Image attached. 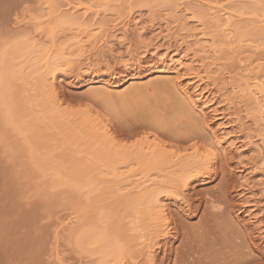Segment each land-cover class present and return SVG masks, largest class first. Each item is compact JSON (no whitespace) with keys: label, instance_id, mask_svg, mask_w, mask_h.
Listing matches in <instances>:
<instances>
[{"label":"rangeland","instance_id":"1","mask_svg":"<svg viewBox=\"0 0 264 264\" xmlns=\"http://www.w3.org/2000/svg\"><path fill=\"white\" fill-rule=\"evenodd\" d=\"M87 1L88 0H0V50L4 49L6 50V53L8 52L7 56H4V58L6 59L4 60L3 58L2 60L4 63H7H1V66H5V68L3 67L4 70L7 71L8 69H10V66L14 59L12 55L16 51L18 52L20 48L32 49L35 52L38 51L37 53L42 52L45 56L47 54L46 59L47 57H50L47 60L45 59V61L43 60L45 63L46 61L49 62L54 60V58L58 56V51H60L61 49L60 52H63L65 50V47L68 44H71L72 41L73 43L76 42L75 44L77 46L76 48H74V52L75 50L77 51V49L81 50L77 51L78 53L76 52L79 55L74 54L75 56L72 55L71 58H66L64 56V59H67V61H69L67 63L69 66H63L64 68L61 67L60 69L58 68L54 73L58 75L56 91H58L57 93H59V95L57 94L58 98L60 99V101H62H59V105L61 104L60 107H63L60 108V112L58 114L59 116H57V114H54L50 110V108L48 109L46 107H49V103L51 101V99L47 97L49 96V94L45 93L46 90L48 92V88H45L47 84H49V81H44V85L41 84V79L43 77L47 78L49 77V75H47L48 73L46 68L42 67L45 66L44 63H40L41 65L39 64L43 70L37 67L38 62H42L39 59L40 56L39 58H37L38 56L33 58L29 62L28 67H26L25 69L27 71H24L23 78H21V80L17 79V81L16 79H13L9 82L10 84L5 87V94L7 95V97L9 96L8 100L10 97H12L13 100L16 99V105L18 104L17 100H19V102L26 108L23 109L22 105L17 106L22 108L24 112L19 115L18 118H16L18 119V122L16 121L17 124L15 126L18 129L17 130L15 128L16 131L12 130V128L7 125L5 126L2 119L0 118V264H56L57 261L52 262L54 254V259H60L63 264H96L95 261H97V256L88 258L89 253L87 254V256L86 252H81L79 248L75 246L76 244L74 241L77 237V234L78 236L85 235L87 230L91 229L94 224L95 225L92 230H94L96 225H98L96 227L97 229L100 226L103 228L98 229H102L101 235L103 233L107 234H103L105 239L102 238V242H105V244L102 243L104 247H115L114 244V246L110 245L112 243V240L115 241V244L120 243V245L123 246V243L121 244V242L113 239L114 235H110V233L112 234V231L110 232V228L108 230L107 227L109 226V223L111 226L112 223L119 218V222L122 220L120 222L121 226L124 221L123 227H126V230H128V228L130 229L129 225L127 224H130V226L133 225V212L131 211V207L124 202L123 204L120 203L121 205L118 204L119 206L117 205V203L116 205H114L115 203L113 202V205H111V203L108 202H110V196L116 192L117 187L120 188L124 193H127L130 188L129 184L127 183L134 182L139 179L143 180V178L145 179L146 177L154 179L157 178L156 176H154L156 171L153 168H150L149 166H142L141 164L138 165V163L136 164L134 162L133 159L137 157V155L135 154L136 152H133V156L131 155L132 152L130 151H134V149L137 147V144H139V142H142L144 139H147L149 142L152 141L151 139H156V141L161 140L160 144L164 145L167 150L169 149L168 151H170L171 153H176L175 159L184 156V153L189 154L190 150L188 148L192 150L191 147L195 149L200 148V152H203L207 149L211 153L210 165L212 164L211 166L213 167L211 168L212 170L214 169V173H212V171L211 175L207 176V178L199 175L200 177H196V179L192 180L190 188L187 192H185L187 200L190 204L189 211H186L184 205L180 204V208L183 210L185 209L184 211H182L177 207L179 206V204H172L173 199H166L165 197L159 199L161 203L164 202L168 204L167 206L169 208H171L170 211L176 222V224H173L172 227H174L173 229H176L177 232L173 231L172 229L174 234L171 233L170 236L159 238V248L155 251L156 253H154L155 264H261L262 259H264V231L259 234L255 230L254 225H252V223L247 219V211L249 208L248 205H255V212H259L257 216L261 218V224L264 225V176H258L260 173H262V171L260 172V170H258L259 167L257 168V166H261L264 170V166L261 164L260 156H258L256 152L252 153L245 151L244 157L238 159V156L234 152L230 153L226 150L227 142H220L219 144H216L218 141L216 139L218 133L215 131L216 129H218V127L217 125H215V120L207 121V116H205V123L208 125L206 128L203 127L202 122H200L199 120H195V122L192 121V118L186 113V111L181 109L180 105L172 100L170 90L161 86L162 83H168L170 87H172V85H180L179 87L188 85L189 83H187V80L185 78L181 77V80L177 79L180 77L179 74H181V72L183 73V71L177 73L174 70H171V67H169V65L156 64L148 53L141 58L138 53L140 50H135V55H133L135 59L133 58L132 62H128L131 63L128 64L129 67L122 66V64L120 65V63L118 64L116 60H112V62H109L108 65H106L103 60H96L90 65V69H88L89 71L87 70L86 72L85 70H78L79 66H81L80 61L84 59V57L88 54V51L94 45V42H92V35L96 31L90 28L89 25L85 22L87 21L89 23L91 15L86 14L84 16L85 21L82 18L83 21H80L81 23L79 24L76 22L73 23V21L70 22L69 19L71 18L63 19L60 13L62 14V16L64 15V13H66V10H68L69 13L76 12L75 15L81 13L83 7H87L90 5V2L87 3ZM139 3L142 4L143 1L142 3L141 1L138 2V4ZM67 4L69 5L67 6ZM134 4L136 6H132L135 9L133 10L132 8L134 14H139L142 18L149 17V11L152 12V9H154L150 8L152 7V4L150 3H148L147 5V3L144 2L139 6H137V2ZM70 6H76V8L74 10H70ZM116 7L117 6H113L114 10H110L111 7L107 8L106 12L101 14L100 18H98L99 21H97L112 22L114 20L115 23L116 20L118 22L124 21L122 19L126 18V11H123L122 9H120L122 11H118V8L116 10L119 12V14L117 15L118 12L116 14L114 13L116 12ZM147 7H149L151 10ZM256 14H258V12ZM75 15L72 17H77V15ZM87 15L89 17H87ZM150 16L155 19V22H160L162 20L160 13H158L157 11L152 12ZM82 23H85V25ZM88 27L90 29H88ZM252 32L255 33L254 30H244L240 34H238V37L241 40L243 39V43L245 41H255V45L258 46L257 55H262L264 54V41L262 38L263 36L261 34L254 35ZM147 34L148 35L146 36V38H150V34ZM132 36L133 35L130 34L128 35L129 38H131ZM39 48L41 51L39 50ZM173 48L174 44L172 43L169 50H172ZM177 49L178 48L176 47V50ZM116 50H121V52H124L123 48H117ZM47 51L49 54L47 53ZM10 57H12L13 59H11ZM237 62H239L238 59H234L230 63H228L227 67L225 68L226 72L230 70L228 71L230 72V76L225 73V71L221 72L223 76L220 75V72L216 75H219L218 77L220 78L222 77L221 80L223 82L230 81L229 78L226 77H233L234 72H237V70L235 71V67L238 65ZM30 64H32L33 66ZM106 66H109V68H107ZM36 68L38 69V71H36ZM231 69L234 71H232ZM157 71H159V73ZM96 78L103 79L105 84H109L104 86L110 87V85H112L115 86L114 90L116 92H122L124 96L121 94L116 96L119 97L121 95L119 99L117 98L118 103L115 96L113 97L115 100L113 99L112 101L110 100L112 98H108V101L106 100V97L105 99L101 96L102 94L98 93V91L101 90V88L98 86H104H102L101 84L92 85V80ZM38 79L40 80V82ZM140 82L141 84L145 83V89L143 91H139V93L133 92L135 95L133 93V95H131L130 89L132 87L140 85ZM130 86L131 88H129ZM212 86L210 83L202 84L204 90L209 92L210 96L212 95L211 97H213L212 100L217 103L215 104L214 108L217 109L216 113H218L217 115L221 119H219L220 122L225 123V125L227 124V130H230L231 133L229 132V134H232L230 136H233L232 139H235L236 143L248 144L249 142L250 144L247 145L248 148L250 146V148H252L253 146L255 147V145L259 143V139L256 138L257 136H255V128L253 129L254 126L251 122V119L248 118L249 116L246 117L247 115H244L246 113L242 108H235V106L238 105H234V107H228V105L225 106V103L221 100L222 98H218L219 92L217 91V88ZM206 87L209 88L207 89ZM36 89L38 90L35 91ZM40 90H42L41 93L44 92V95L40 94ZM190 90L191 89H189V92ZM34 91L39 95L35 94ZM93 91H97V96L95 95L96 97L93 95ZM225 93H227L226 95L229 94V92L227 91ZM45 94H47V96ZM40 95H43L42 98L44 99L45 104L48 103L49 100L48 105H43V99L39 100V97H41ZM34 96L35 99L38 98V100H34ZM132 96L138 98L133 97L132 99ZM13 97H15V99ZM31 97L32 100L29 99ZM121 98H123V100L125 99L126 103H122V101L120 102L119 100ZM12 99L10 98L9 101L11 102ZM45 99L48 100L46 101ZM219 99L224 105L220 101H218ZM105 100L108 101L107 104ZM137 100L141 101V106H144V109L139 106L140 103ZM35 101H39L38 106L41 105V101L43 102L42 109L44 108V110L42 111H45L46 109L48 110V114L47 112H44L47 115L43 113L46 118L42 115V111H40L41 108L35 106L37 104ZM11 103L14 104L13 101ZM120 103L121 105L124 104L123 107H126L128 110L121 107V105L119 107ZM216 105H219L220 107ZM27 108L28 110H26ZM122 109H124L125 111ZM139 109L141 110V113ZM142 109L145 111H142ZM180 110L183 111L181 112ZM28 111L29 113L31 112V117H39L38 120L37 118L32 120L34 121L33 123L35 126H33V123H31L32 121ZM26 112L27 114H29V118L27 117V114H25ZM179 112L181 113V115ZM235 112L237 114H235ZM49 114L52 115V118L50 117V119L54 121L48 118ZM182 114L184 115V117ZM219 114H221L222 116ZM25 115L26 117H24ZM22 116L25 118L24 120ZM140 116L142 118H139ZM152 116L155 119L157 117L156 122H158V124L155 122V119H151ZM40 117L42 118L40 119ZM185 117L186 119H188L187 117H190L191 119H188V121L185 119ZM235 117L238 119H236ZM21 118L22 123L20 120ZM61 118L62 120L64 119V121H66H60ZM147 118L153 120L154 123H152L153 121L147 122ZM235 119L236 121H234ZM41 120L43 123L39 124ZM143 120L145 121V124ZM36 121H39V123L37 122V124ZM232 121H234L235 123H233ZM197 122H200L201 126L199 125V127H197L196 125L199 124ZM70 123L72 125H70ZM151 123L153 124L152 126L150 125ZM18 124L20 127H17ZM57 124L59 125V127H57ZM187 124L189 125L187 126ZM37 126H41L43 128L41 129V131H38L40 129V127H38V129L34 132V135L32 133V129L37 128ZM63 126H66L67 128H63ZM102 126L106 127L107 131H109V134L111 135L109 136L108 142H103L104 145L106 144L105 146L101 145L102 142L98 143V141L94 140V137L98 136V133H100L99 127ZM201 127L203 130L200 129ZM20 128L22 131L19 130ZM65 128L67 131H65ZM71 128H74V131ZM81 129H83L84 131L82 130L80 132ZM111 129L112 131H110ZM85 130H87V133L90 131V133H88V137ZM233 131H235V135ZM39 132H41V134ZM47 132L48 135H46ZM60 132H62L63 136L60 135ZM186 132L189 133L187 134ZM36 133H38L39 135H37ZM24 134H27V137ZM35 136L39 139L34 138L36 140H32V137ZM42 136L43 141H38L42 139ZM91 140H94L93 144L95 142L97 146H93L92 142H90ZM33 141H35V144L37 143V141L38 144L40 142H46L44 145H41L42 143L39 144V146L41 145L39 147L38 145H34ZM210 143L213 144L215 149H211L212 146H210ZM102 146L104 147V151H102ZM98 149L100 152L98 151ZM108 149L110 152L108 151ZM116 149L118 152L116 151ZM186 149L189 152H183ZM75 153L77 154V156L75 155ZM116 156L118 159L116 158L115 160ZM128 156L132 157L129 158ZM71 158L73 160H70ZM126 159L127 162L125 161ZM131 159L136 165L132 163ZM66 160L70 163L66 162ZM71 161H73V163ZM87 162L89 163V165ZM129 162H131L135 167L131 163L127 165V163ZM252 162L256 163V165H254L257 170L252 169ZM90 163H92V166L94 167H92ZM69 164H71L70 167ZM68 167L70 169L69 171L73 173L67 171ZM89 170L91 172L90 174ZM76 172H78L79 174H77ZM141 172L142 175L140 174ZM70 173L72 178L74 176H78L82 178L81 180L85 179L86 181L84 180V183L86 184L84 185V187L81 186L80 188V186H77V189L76 185H79L77 183L78 180L75 182V177V179H71L70 176H68ZM86 173L88 174L87 176L85 175ZM131 173L132 175H130ZM257 173L258 175H256ZM161 174H164V172H162ZM133 175H135L136 177H132ZM241 175H246V177L248 178L250 177V181L252 182V184L248 183V186L246 188L249 187V189H245L244 192H242L244 185H242L243 182H241L240 180ZM95 177L97 181L95 180ZM130 178L132 179L130 180ZM69 179L72 181L74 180L72 184L71 182L69 184ZM262 181L263 183L261 184L263 185L261 186L260 182ZM116 182H118V184ZM123 187L125 188L124 190ZM114 189L115 191L113 192ZM103 190H105V192ZM120 192H118V194H124ZM103 194L105 197L103 196ZM101 199H104V202H102L103 200L101 201ZM215 199L217 200L215 201ZM77 201L79 202L77 203ZM245 201H249V203L247 204L245 203ZM107 203L112 207L116 206L117 209H119L115 210L117 216H115L116 214L114 213V209L116 207L112 209L109 208L108 211L104 209L108 205ZM75 204H79V206ZM98 204H103L105 207L101 205L100 208ZM210 204L214 206L210 208ZM92 205L94 208L92 207ZM126 206L128 207L126 208ZM121 208L123 212H119ZM110 209L111 211H113L110 215H108L110 213ZM117 211L119 212V215ZM130 211L132 214H130L131 216L128 215ZM112 214H115V220L113 218L114 216H111ZM125 215H128L126 217V221L124 219ZM110 219H112L113 221ZM127 220H129L128 223H126ZM130 220H132L131 222L133 223H131ZM205 222L207 223L205 224ZM88 226H90V228H88ZM207 227L210 229H208ZM220 230L222 232H220ZM129 233L132 232L128 231L127 233L126 231V234L133 235V233ZM175 234L179 235H176L177 239L175 238ZM54 248L56 249L55 253L53 254ZM124 248L127 253H125L126 255H123L124 258L122 257L120 264H132L133 262V264L138 262L139 264H141L142 258L140 257L139 251L137 253L139 254L138 256L136 254L137 250H131L125 245ZM58 250L61 253H59ZM91 250L94 251L95 248H91L88 252H92ZM131 251L135 252H132L135 255H133ZM130 255L132 256L131 259L128 258V256ZM132 258H134L136 262Z\"/></svg>","mask_w":264,"mask_h":264},{"label":"bare ground","instance_id":"2","mask_svg":"<svg viewBox=\"0 0 264 264\" xmlns=\"http://www.w3.org/2000/svg\"><path fill=\"white\" fill-rule=\"evenodd\" d=\"M140 1H141V3H142V1H143V3L146 2L147 5H148V3L152 4V7H150V8H154V9H152L153 10L152 12L157 11L158 13H160L162 20L160 22L159 21L155 22V19L152 16H150V14H152V12L149 10L148 11L150 12V14H149V17H147V18H142L139 14H134L133 10H135L134 7H136L134 3L137 2V4H138V2H140ZM89 2H90V5L87 7H83V9L81 10L82 12L76 14L77 17H72L75 15L76 12L75 13H73V12L69 13L68 10H66V13L67 12L68 13L67 14L64 13L63 16L60 13V15L63 19L71 18V19H69L70 22L73 21V23L76 22L79 24L81 23L80 21H83V19L85 18L84 16L86 14L91 15V19L89 21L90 24L87 21H85V19H84V21L89 25L90 28H92L96 31L92 35V40H93L92 42H94V45L93 46L91 45L92 48L88 51V54L84 57V59L82 61H80L81 66H79L78 70H85L87 72V70L90 69V65L96 60H101V61L103 60V62L106 65H108L109 62H112V60H114V61L116 60L118 64L120 63V65L122 64V66H128V64H131L128 62L133 61V58H134L133 55H135L134 51L140 50L138 53L141 56V58L145 54L147 55V53H148L149 56L154 60V62L156 64L169 65V67H171V70H174L177 73H180L181 71H183V73L181 72V74H179L180 77L177 78V76H178V74H177L176 78L180 79V80H181V77L185 78L187 80V83H189L188 85H184L182 87H179L180 85L179 86L178 85L177 86L172 85V87H170L168 83H162V85H161L162 87L170 90V95H171L172 100L175 103L179 104L181 109L186 111V113L192 118V121L195 122V120H199L200 122H202L204 128H206L208 126L205 123V121H206L205 116H207V121L215 120V122H216L215 125H217V127H218V129H216V131H215L218 133L217 138L215 137L218 140L217 143L215 142L216 144H219L220 142H227L226 150L230 153L234 152L238 156V159L241 157H244L245 151L252 152V153L256 152V154H258V156H260L261 164L264 166V56H263L264 54L257 55L258 54V52H257L258 46L255 45V43H254L255 41L254 42H252V41L246 42L245 41L243 43V41H242L243 39L241 40L238 37V34H240L244 30H254L255 33H253V32L252 33L254 35L261 34L263 36V37L262 36L261 37L263 38V41H264V0H213V1H210V0H88L87 3H89ZM142 4L139 3L137 6L142 5ZM68 5L69 4H67V6ZM73 5H76V4H73ZM84 5H86V4H84ZM133 5H134V7H132ZM82 6H83V4H82ZM113 6L114 7L117 6L115 8V11H116V12H114L115 14L120 9H122L123 11L124 10L126 11V14L124 12L126 18L122 19L124 21L118 22L116 20V23L114 20L112 22H105V21L104 22H98L99 21L98 18H100L101 14L106 12L107 8L111 7L110 10L111 9L114 10ZM149 6H151V5H149ZM75 8H76V6H74V7L70 6V10H74ZM132 8H133V10H132ZM147 8L150 9L149 7H147ZM116 9H118V11ZM110 10H108V11H110ZM122 10H120V11H122ZM62 12H65V11H62ZM77 12H78V10H77ZM257 12H258V14H256ZM118 14H119V12L117 13V15ZM122 14H123V12H122ZM158 16H156V17H158ZM87 17H89V16L87 15ZM63 21H66V20H63ZM82 24L85 25V23H82ZM84 25H83V27H84ZM89 27H88V29H90ZM92 32H93V30H92ZM147 33L150 34V38H148V37L146 38V36L148 35ZM129 34L133 35V36L131 38H129L128 37ZM75 43H73V41H72L71 44H68L65 47V50L63 52H60L61 49H60V51H58V53L56 51L58 56L56 58H54V60H52V61H49V62L46 61V63L44 61L46 59L47 54L45 56V55H43L42 52L37 53L38 51L35 52L32 49L20 48L18 50V52L16 51L14 53L15 56H14V54L12 55V57H14V59L12 57H10L11 59H13V62L10 66V69H8L7 71L3 69V67L5 68V66L4 65L1 66V63L3 62L2 60H3L4 56L5 55L7 56L8 52L6 53V50H4V49L3 50L1 49L2 51L0 50V118L2 119L5 126L7 125V126L11 127L12 130L16 131L17 128L15 126L18 122L17 121L18 119H16V118H18L19 115H21L24 112L23 109L26 108L23 106V104H21L19 102V100H17L18 104L16 105L15 97H13L15 100H13L12 97H10L12 99L11 102L13 101L14 104L11 103L9 101L10 98L8 100L9 96L7 97V95L5 94V87L7 85H9L10 84L9 82L13 79H16V80L20 79L21 80V78H23L24 71H27L25 69H26V67H28L29 62L37 56H38L37 58H39V56H40L39 59L42 61V62H38L37 67H39L41 69H42V67L46 68L47 73H48L47 75H49V77H47V78L43 77L41 79V81H42L41 84H44L45 82L49 81V84L46 83L47 86L45 88V89L48 88V92L46 90L45 93L49 94V96H47V94H45V95L49 99H51V101L49 103V100L47 99L48 103L50 105H49V107L48 106H46V107L48 109L50 108V110L54 114H57V116H59L58 114L60 112V108H63V107H60L61 104L59 105L60 99L57 96V94L59 95V93H57L58 91H56V84L58 83V81H57L58 75L54 74V73H55L56 69H58V68L60 69L63 66H67V67L69 66L67 64L69 61H67V59H64V56L66 58L67 57L71 58L72 55H74V54L79 55V54H77L78 53L77 51H81V50L77 49V51L75 50V52H74V48L77 47ZM172 43L174 44V48L172 50H169ZM91 44H93V43H91ZM176 47L178 49L179 48L180 49L176 50ZM117 48H123L124 52H121V50L117 51L116 50ZM39 50H40V48H39ZM1 52H3V53H1ZM40 53H42V54H40ZM47 53H48V51H47ZM51 55H53V54H51ZM49 57H47V59ZM137 58H136V61H137ZM5 59L6 58H4V60ZM234 59L235 60L238 59V61H239V62H237L238 65L237 66L235 65L236 69L234 68L235 71L237 70V72H234L233 77H226V78H229L230 81H226V82L224 81L223 82L221 80L222 77L220 78V77H218L219 75H216V74H218L220 72V75H222L221 72L225 71V73H227L230 76V72H228L230 70H228L226 72L225 68L227 67L228 63H230ZM5 63H7V62H5ZM5 63L3 62L2 64H5ZM40 63H44L45 66L40 67V65H41ZM72 64H73V61H72ZM30 65H32V64H30ZM77 67H78V64H77ZM106 67L109 68V66H106ZM169 67H168V69H169ZM62 69H61V71H62ZM165 69H166V67H165ZM36 71H38V69ZM232 71H234V70H232ZM157 72L159 73V71H157ZM164 72H166V71H164ZM36 80H37V78H36ZM133 80H135V79H133ZM224 80H225V78H224ZM226 80H228V79H226ZM39 82H40V80H39ZM141 82L139 83L140 85H138L136 87L131 88V86H130L129 88H131L130 89L131 91L127 88L130 91L131 95L134 94L133 92L139 93V91H143L145 89V83L141 84ZM144 82H146V81H144ZM204 83H208V84L210 83L211 86L213 85L214 87L217 88V91L220 93V94L218 93L219 97L218 96L217 97L222 98L221 100H222V102L225 103V106L228 105V107L229 106L234 107V105H238V106H235V108H238V107H239V109L242 108L243 111L246 113L244 115H247L246 117L249 116L248 118L251 119V122L254 126L253 129L255 128V132H256L255 136H257L256 138L259 139V141H258L259 143L257 145H255V147L253 146L252 148H250L251 147L250 146L248 148L247 145L250 144L249 142H248V144L246 142H245L246 144H244V143L238 144L235 142V139H232L233 136L232 137L230 136L232 134H229L230 130H227L228 129V127L226 126L227 124L225 125V123L220 122L221 119L217 115L218 113H216L217 109H215L214 107H215V104H217V103H215L212 100L213 99V97H211L212 95L210 96L209 92L204 90V88H203L204 86L202 87V84H204ZM98 84H101L102 86H104V85H107L108 83L105 84L103 79H100V78H96V79L92 80V85H98ZM171 84H172V82H171ZM98 87L101 88V90H99L98 93L102 94L101 96L103 98L106 97L107 99L106 98L105 99L108 101L110 98H112L110 100L113 101L114 96L116 97L119 94L123 95L122 92L121 93L116 92L114 90L115 86H112V85H110V87L104 86L106 88L101 87V86H98ZM38 88H39V86H38ZM127 89H126V91H127ZM189 89H191L190 92H189ZM37 90L38 89H36L35 91H37ZM96 90H98V89H96ZM41 91L42 90H40V94L44 95V92L41 93ZM226 91L229 92L228 95H226L227 94V93H225ZM96 92L97 91L92 92V93H94L93 94L94 96L95 95L97 96ZM35 94L39 95L37 92H35ZM127 94H128V92H127ZM43 95H40L41 97H39V100L43 99L42 98ZM121 95L119 97H121ZM140 96H141V94H140ZM140 96H139V99H140ZM119 97H116L117 103H118L117 98L119 99ZM133 97H135V96H132V99H133ZM33 98H34V100H38V98L35 99V96ZM123 98H121L122 100L120 99L119 101L120 102L122 101V103L123 102L126 103L125 99L123 100ZM135 98H138V97H135ZM29 99L32 100V97ZM108 101H106V104ZM218 101H220V99ZM35 102L37 103L35 106H38L39 101L38 102L35 101ZM41 102H40L41 105L38 106V108L39 107L41 108L40 111L44 110V108L42 109L43 102H44L43 105H48V103L45 104L44 99H43V102L42 103ZM60 102H62V101H60ZM138 102L140 103L139 106L142 107L141 101H138ZM136 104H137V102H136ZM19 105H22L23 109L20 107H17ZM120 105H121V103L119 104V107H120ZM123 106H124V104L121 105V107H123ZM216 106H219V105H216ZM220 106H221V104H220ZM123 108L125 109L126 107H123ZM124 109H122V110H124ZM143 109H142V111H145ZM26 110H28V108ZM46 110L42 111V115L44 112L45 113L47 112V114H48V110L47 111ZM146 111H148V110H146ZM241 112H239V113H241ZM28 113H29V111H28ZM140 113H141V110H140ZM25 114H27V112ZM29 114H27V117ZM47 114H45V115H47ZM235 114H237V113L235 112ZM180 115H181V113H180ZM219 115H221V114H219ZM29 116L31 118V121L35 118H37V120H38V118H39L38 116L37 117L36 116L31 117V114ZM48 116L47 117L49 119H50V117L52 118V115L49 114ZM24 117H26V115ZM24 117H23V120L25 119ZM183 117H184V115H183ZM190 117H187V118L191 119ZM236 117H237V115H236ZM41 118L42 117H40V119ZM62 118L60 121H64V119L62 120ZM68 118H69V116H68ZM139 118H142V117L140 116ZM152 118H153V116L151 117V119ZM151 119L147 118L146 120H147V122H151V121H153ZM153 119H155V118H153ZM156 119H157V117H156ZM156 119H155V122H156ZM185 119H186V117H185ZM188 119H186V120H188ZM236 119H238V118H236ZM236 119L234 121H236ZM20 120L22 123V118ZM44 120H46V119H44ZM50 120H52V119H50ZM52 121H54V120H52ZM234 121H232V122L235 123ZM33 122L34 121H32L31 123H33ZM37 122L39 123V121H36V123ZM73 122H72V124H73ZM200 122H197V123H199L198 125H196L197 127H199V125L201 126ZM21 123H20V126H21ZM41 123H43L42 120L39 124H41ZM52 123H54V122H52ZM76 123H78V122H76ZM152 123H154V121ZM152 123L150 124L151 126L153 125ZM156 123L158 124V122H156ZM58 124H57V127H59V125H60V124L59 125ZM72 124L70 123V125H72ZM79 124H80V122H79ZM144 124H145V121H144ZM192 124H193V122H192ZM188 125L189 124H187V126ZM18 126H19V124L17 125V127ZM33 126H35L34 123H33ZM67 126H68V124H67ZM75 126H76V124H75ZM196 126H195V128H196ZM31 127H32V124H31ZM38 127H40V129L38 131H41V129L43 128L41 126H37V128H33V129L31 128L32 133L34 135H35L34 132L38 129ZM64 127H66V126H63V128ZM87 127H88V125H87ZM66 128H65V131H67ZM71 129H73V131H74V128H71ZM200 129H202V127ZM19 130L22 131L21 128ZM82 130L83 129H81L80 132ZM99 130H100V133H98L99 134L98 136L94 137V140L98 141V143L102 142L101 145H104L103 142H108L109 136H111V135L109 134L110 132L107 131V128L104 126L99 127ZM239 130H240V128H239ZM68 131H69V129H68ZM85 131H86V135L88 137V133H90V131L88 133H87V130H85ZM110 131H112V129ZM24 132H25V130H24ZM62 132H60L61 133L60 135H62ZM233 132L235 135V131H233ZM39 133L41 134V132H39ZM186 133L188 134L189 132H186ZM36 134L39 135L38 133H36ZM67 134H69V133H67ZM46 135H48V132ZM46 135H44V136H46ZM86 135H84V136H86ZM25 136L27 137V134ZM25 136H23V137H25ZM28 138H31V137H28ZM32 138H33L32 140H36L34 138L39 139L36 136L32 137ZM45 138H47V137H45ZM74 138H75V136H74ZM23 139H26V138H23ZM89 139H91V138H89ZM89 139H88V141H89ZM41 140L43 141V136H42V139H40L38 141H41ZM151 140L152 141L149 142L147 139H144L142 142H139V144H137V147L135 149L133 148L134 151H130V152H132V154H131L132 156H133V152L134 153L136 152L135 154L137 155V157L133 159L136 164L138 163V165L141 164L142 166H149L150 168H153L156 171L154 176H156L157 178L154 179V178L146 177L144 179L142 177L143 180H141V179H139L137 181L132 180L134 182L127 183L130 186L127 193H124L120 188L117 187L116 192L110 196L111 200H110V202H108V203H111V205H113V202L115 203L114 205H116V203H117V205L118 204L121 205L120 203L123 204V202H124L128 206L131 207V211L133 212V215L131 214V211L129 212L128 215L131 214L132 216H134L132 219L134 223L131 222L132 220H130V222L133 223L134 226L133 225L130 226V224H127V225H129L130 229L128 228V230H126L125 229L126 227H123L124 221H123L122 226H121L120 222L122 220L120 222L118 221L119 218H118V220H115V216H117L115 210L117 209V207L114 206V207H116L114 209V213L116 215L114 214L115 215L114 216L112 214L111 216L112 217L114 216L113 218L115 221L112 223L111 226L109 223L110 227L109 226L107 227L108 230L110 228V232L112 231V234L110 232L109 233L112 236L114 235L113 239L121 242V244L123 243V246H121L120 243H117V242H116L117 244H115V241L112 240V243L110 245L114 244L115 247H111V246H109L111 248L104 247V245H102V243L105 244V242H102V240H103L102 238H104L103 234H105V235H107V234L103 233L101 235V233H102L101 230L103 228L100 226L99 228H102V229L98 230L99 228L98 229L96 228L98 225H96V227H95V229H97V230H95V229L92 230V228L94 227L95 224L91 227V229L87 230L85 235H79L78 236V234H77V237L74 240L75 244H76L75 246H77L81 252H86V255L89 253L88 254L89 256L87 255L88 258L97 256V261H95L96 259L94 260L96 262V264H108V263L120 264L123 255H126L125 253H127L125 251L124 245L131 250H137L136 254L139 251L140 257L142 258V262L140 261L141 264H155V262H154L155 254L154 253H156L155 251L159 248V244H158L159 240H160L159 238H165L167 236H170L171 233H173V231H176V229L174 230L173 229L174 227H172L173 224H176V222H175L173 215L170 211L171 208H169L167 206L168 204H166L164 202L161 203L159 199H161L162 197H165L166 199H171V200L173 199L172 204H174V205L179 204V206H177L178 208L181 207L180 204L184 205V207L186 208V211H189L190 204L187 200L185 192H187L188 189L190 188V186L192 184V180H194V179H196V177H200V176L207 178V176H210L211 172L214 170V169L212 170V168H213L211 166L212 164L210 165L211 153L207 149H206L207 151L204 150L203 151L204 153H203V152H200L201 151V150H199L200 148L195 149V148L191 147L192 150L190 148H188L191 153L186 149L183 152L186 151V152H189V154L184 153L183 154L184 156L175 159L176 153L175 152L171 153L170 151H168L169 149L167 150L164 145L160 144L161 140L160 141H156V139H151ZM38 141L36 144L34 143L35 141H33L34 145L39 146V144H41V143H42L41 145H44L46 142V141H44V143L40 142L38 144ZM93 141L91 140L90 142H92V144H93ZM72 143H73V141H72ZM211 144L212 143H210V146H212V148L211 147L210 148L215 149L213 144L212 145ZM93 146H97L95 144V142H94ZM98 147H99V144H98ZM205 147H204V149H205ZM220 148H221V146H220ZM66 149H68V148H66ZM99 149H98V151H99ZM102 149H103L102 151H104L103 146H102ZM108 151H109V149H108ZM116 151H117V149H116ZM121 152H123V151H121ZM91 153H93V152H91ZM225 153H226V151H225ZM75 155L77 156L76 153H75ZM132 156H128V157L131 158ZM250 156H251V154H250ZM116 158H117V156L115 157V160H116ZM257 158H259V157H257ZM110 159H112V158H110ZM70 160H73V159L71 158ZM125 161L127 162V159ZM131 161H132V159H131ZM66 162H68V161L66 160ZM71 162L73 163V161H71ZM76 162H78V161H76ZM84 162H86V161H84ZM68 163H70V162H68ZM87 163H84V164H87ZM92 163H90L91 166L93 165ZM130 163L131 162L127 163V165ZM132 163H133V161H132ZM135 163H133V164L136 165ZM254 164L256 165V163H253V165H252L253 170H257V168L259 167L258 170H260V172L262 171V173H260L259 175L257 173L256 175H258L260 177L264 176L263 168L261 166H257V168H256ZM80 165H81V163H80ZM88 165H89V163H88ZM70 166H71V164H69V167ZM69 167L67 168L68 169L67 171L71 172V171H69L70 170ZM92 167H94V166H92ZM108 167H106V168H108ZM79 172H82V171H79ZM162 172H164V174H161ZM71 173H73V172H71ZM71 173L68 176H70L71 179H73L75 177L76 178V179L74 178L75 182L78 180L77 183L79 185H76V187L77 186H80V188H81V186L84 187V185L86 184V183H84L85 179L81 180L82 178H80L78 176H77L78 178L76 176H74L72 178ZM76 173L79 174L78 172H76ZM90 173L91 172L89 170V174ZM136 173H137V171H136ZM212 173H214V171ZM116 174H118V173H116ZM140 174L142 175V172ZM85 175L87 176L88 174L86 173ZM130 175H132V173ZM132 177H136V176L133 175ZM131 179L132 178H130V180ZM95 180H96V177H95ZM109 180H111V179H109ZM240 180H241V182H243L242 185H244L242 192H244L245 189L248 190L249 187L246 188L248 186V183L252 184V182L250 181V177L248 178V177H246V175H243V176L241 175ZM68 181H69V184H70V182L72 184V182L74 180L72 181L69 179ZM263 181L260 182L261 186L263 185V184H261V183H263ZM116 183L118 184V182H116ZM127 184H125V185H127ZM73 186H74V184H73ZM77 189H78V187H77ZM124 189L125 188L123 187V190ZM103 191L105 192V190H103ZM108 191H109V188H108ZM114 191H115V189L113 190V192ZM120 191H122V192H120ZM113 192H111V193H113ZM118 192L124 193V194H118ZM103 196H104V194H103ZM105 199H107V198H105ZM216 200L217 199H215V201ZM101 201L104 202V199H101ZM206 201H207V199H206ZM78 202L79 201H77V203ZM97 203H99V202H97ZM245 203L248 204L249 201H245ZM94 204H95V202H94ZM169 204H170V201H169ZM75 205L79 206V204H75ZM101 205H103V204H101ZM101 205H99L100 208H101ZM111 205H109V206H111ZM109 206L107 208L104 206L105 207L104 209H106L108 211L109 208H111V209L114 208L112 206L111 207H109ZM128 206H126V208ZM210 206H211L210 208H212V206H214V205L210 204ZM92 207H93V205H92ZM248 207L249 208L247 211L248 212L247 219H248V221H250L252 223V225H254L255 230L259 234H261L264 231V225L261 224V221H260L261 218L259 216H257L259 212L258 213L255 212V209H254L255 205H251V206L248 205ZM97 208H99V207H97ZM111 209H110V213L108 215H110L112 213L113 210L111 211ZM117 210H119V209H117ZM181 210L184 211L185 209L184 210L181 209ZM121 211L123 212L122 208L119 212H121ZM119 212L117 211L118 215H119ZM127 216L125 215V217H124L125 221H126ZM112 219H110V220H112ZM128 221L129 220H127L126 223H128ZM207 222H208V220H207ZM207 222H205V224ZM223 222H226V221H223ZM87 225H89V224H87ZM90 226H88V228H90ZM172 229H173V231H172ZM208 229H210V228H208ZM126 231H127V233H128V231L132 232L133 235L126 234ZM220 232H222V231L220 230ZM132 233H129V234H132ZM205 233H206V231H205ZM176 235L177 234H175V236ZM177 236H179V235H177ZM177 236L175 237L176 239H177ZM238 236H240V235H238ZM106 237H110V236H106ZM184 242H186V241H184ZM107 244H109V243H107ZM163 244H165V243H163ZM184 247H185V245H184ZM91 248H95V250L94 251L91 250L92 252H88V251H90ZM55 249L56 248H54L53 254L55 253ZM58 252H59V250H58ZM132 252L133 251H131V253ZM59 253H61V252H59ZM133 253H135V252H133ZM57 254H56V257H57ZM133 255H135V254H133ZM137 255L139 256V254H137ZM224 255H225V253H224ZM131 257H132L131 255L128 256V258H130V259H131ZM54 258H55V254H54L52 262L57 261L56 264H63L60 259H54ZM132 259H134V258H132ZM185 259H184V261H185ZM134 261H135V259H134ZM52 264H55V263H52ZM135 264H139V262L135 263Z\"/></svg>","mask_w":264,"mask_h":264},{"label":"snow or ice","instance_id":"3","mask_svg":"<svg viewBox=\"0 0 264 264\" xmlns=\"http://www.w3.org/2000/svg\"><path fill=\"white\" fill-rule=\"evenodd\" d=\"M261 264H264V259H262Z\"/></svg>","mask_w":264,"mask_h":264}]
</instances>
